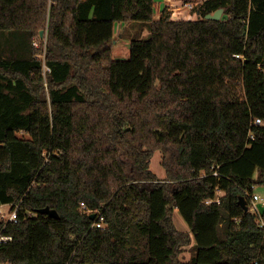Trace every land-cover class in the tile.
Masks as SVG:
<instances>
[{"label":"trees","instance_id":"1","mask_svg":"<svg viewBox=\"0 0 264 264\" xmlns=\"http://www.w3.org/2000/svg\"><path fill=\"white\" fill-rule=\"evenodd\" d=\"M155 1L0 0V204L19 205L0 261L264 264L240 204L264 185V0H201L188 19ZM128 22L148 33L116 57Z\"/></svg>","mask_w":264,"mask_h":264},{"label":"rangeland","instance_id":"2","mask_svg":"<svg viewBox=\"0 0 264 264\" xmlns=\"http://www.w3.org/2000/svg\"><path fill=\"white\" fill-rule=\"evenodd\" d=\"M162 1V0H160ZM179 2V0H176ZM186 1V0H182ZM172 13L174 17L176 18H181L184 16H188V14L190 13V10L185 9V8H181L180 10H173ZM159 15V9L157 7V5L155 6V10H154V16ZM190 17H193V15L190 14ZM47 26L45 25L44 29H40L43 30V34L42 36L39 35V38H42V40L46 41V32H47ZM39 30V31H40ZM148 33L147 28L144 24H141L140 22H128V23H124V24H119L116 25L115 27V33L113 34L114 38L112 41H114V45H113V53L116 57H120V58H127L129 56V42L131 40L132 37L137 36V34L140 36H145ZM149 169L156 175L157 178L159 179H164L165 178V170L161 165V153L159 151H155L153 153V155L150 158V163H149ZM254 193H257L261 196H264V185L261 186H256L254 187ZM261 210H264V208H261ZM173 221L175 223V226L177 227V229L179 230H183L186 231L188 230V227L185 223V221L183 220V218L181 217V215L179 214V212L177 210L173 211ZM183 256L185 259H187L189 257V251L186 250L183 252Z\"/></svg>","mask_w":264,"mask_h":264},{"label":"built area","instance_id":"3","mask_svg":"<svg viewBox=\"0 0 264 264\" xmlns=\"http://www.w3.org/2000/svg\"><path fill=\"white\" fill-rule=\"evenodd\" d=\"M200 1L201 0H186L182 2V0H179L178 2L176 0H162V1L157 0L155 1V6L157 5L159 12L164 9H166V11L168 12H172L175 9L180 10L181 8L191 10L193 6H195ZM170 15L172 16L173 14L170 13ZM184 18L186 19L190 18V13L188 14V16L186 14ZM44 70L49 71V67L44 66ZM254 123L262 124L263 122H261L260 119H255ZM253 190H254V187L251 193L246 192V195L248 196V199H249V203L247 204L248 206L247 211H249L250 213H252L253 215L257 217L259 227L264 230V217L261 214L262 213L261 208H264V196L254 193ZM212 201L213 200L211 199H206L204 200V203H210ZM80 205L81 207L84 208L83 203H81ZM18 208H19L18 204H9V203L0 204V221H4L5 224L8 222H16L18 219ZM102 219L103 217L100 216L99 222L97 221L95 224L97 227L100 226V223H101L100 221ZM4 227L5 225L2 227V229ZM11 239H12V235L2 233V230L0 231V244L11 241ZM0 264H13V263L9 260H3V261H0Z\"/></svg>","mask_w":264,"mask_h":264},{"label":"water","instance_id":"4","mask_svg":"<svg viewBox=\"0 0 264 264\" xmlns=\"http://www.w3.org/2000/svg\"><path fill=\"white\" fill-rule=\"evenodd\" d=\"M222 14H223V8H219V9H216L212 13L206 14L205 18L211 19V20H219L221 18ZM42 34H43V30H40L39 35L42 36ZM240 204H241L243 211L246 212L248 210V206H247V201L243 197H240ZM37 212L44 213V214H47V215L53 216V217H58L57 212L54 209H50L49 207L41 208ZM90 216L94 217V214H91Z\"/></svg>","mask_w":264,"mask_h":264},{"label":"crops","instance_id":"5","mask_svg":"<svg viewBox=\"0 0 264 264\" xmlns=\"http://www.w3.org/2000/svg\"><path fill=\"white\" fill-rule=\"evenodd\" d=\"M119 24H120V23H115V24H114V28H113V29H114V33H115V27H116V25H119ZM121 24H124V23H121ZM114 43H115V42L113 41V45H114ZM113 49H114V48H113Z\"/></svg>","mask_w":264,"mask_h":264}]
</instances>
